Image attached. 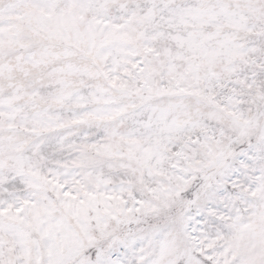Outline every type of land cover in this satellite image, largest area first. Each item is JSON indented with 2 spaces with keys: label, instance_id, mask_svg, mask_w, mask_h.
Wrapping results in <instances>:
<instances>
[{
  "label": "snow or ice",
  "instance_id": "6c2138e0",
  "mask_svg": "<svg viewBox=\"0 0 264 264\" xmlns=\"http://www.w3.org/2000/svg\"><path fill=\"white\" fill-rule=\"evenodd\" d=\"M0 264H264V0H0Z\"/></svg>",
  "mask_w": 264,
  "mask_h": 264
}]
</instances>
